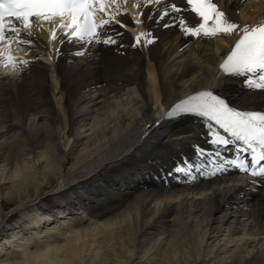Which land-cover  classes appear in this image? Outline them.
Masks as SVG:
<instances>
[{"label": "bare ground", "instance_id": "6f19581e", "mask_svg": "<svg viewBox=\"0 0 264 264\" xmlns=\"http://www.w3.org/2000/svg\"><path fill=\"white\" fill-rule=\"evenodd\" d=\"M144 4L120 0L130 15L117 18L150 31L148 45L116 24V44L50 41L45 23L31 46L0 50L20 69L0 63V264H264L263 181L228 166L233 146L212 145L208 121L164 116L201 89L264 110V89L219 67L239 30L185 36ZM219 6L241 26L264 22V0Z\"/></svg>", "mask_w": 264, "mask_h": 264}, {"label": "snow or ice", "instance_id": "6c2138e0", "mask_svg": "<svg viewBox=\"0 0 264 264\" xmlns=\"http://www.w3.org/2000/svg\"><path fill=\"white\" fill-rule=\"evenodd\" d=\"M123 3L126 5L127 0H123ZM153 4L157 6V23L169 18L171 26L177 27L185 36L212 38L218 34L231 35L239 30V38L219 67L228 75L250 77L249 87L264 89V22L241 26L231 19L226 9H221L219 0H185V8L175 2L145 0L144 6ZM134 7L139 8L140 4L136 3ZM182 11H190L193 19L190 21L180 15ZM125 14L120 10V0H0V50L10 49L14 43L31 46L34 43L33 26L38 31H44L45 23L50 25V41L57 40L59 34L61 42L116 44L117 40L108 34L107 29L112 24L126 28L127 25L117 18ZM139 15L143 16V12ZM153 18L150 13L148 19ZM134 23L141 24L143 21L134 18ZM164 26L170 25L165 23ZM132 39L134 47L142 40L145 45L154 42L150 31L136 33ZM84 54L77 52V55ZM0 55H3L2 51ZM0 63L13 71L20 70L16 58L11 54ZM20 63L27 64L28 61L22 60ZM185 114L208 121L212 145L225 150L229 145L233 146L234 158L226 161L228 166L264 181V111L238 110L221 96L205 90L176 102L167 110L166 117L171 119ZM203 151L197 154L202 155ZM215 155L219 157L220 152L217 151ZM194 167V164L186 162L185 167L176 171L190 173ZM217 170H224V162L217 166Z\"/></svg>", "mask_w": 264, "mask_h": 264}, {"label": "rangeland", "instance_id": "374dc122", "mask_svg": "<svg viewBox=\"0 0 264 264\" xmlns=\"http://www.w3.org/2000/svg\"><path fill=\"white\" fill-rule=\"evenodd\" d=\"M122 12H124V10H122ZM125 13H126V12H125ZM126 14H128V13H126ZM117 25L120 27L119 24H117ZM120 28H121V27H120ZM123 29H124V30H127V31H130L128 27L123 28ZM46 199H50V200H49V203H50V204L53 203L51 196H47ZM18 217H19V216H17L16 219H18ZM53 218H54V217H53ZM16 219H13L12 222H13V221L16 222ZM18 220H19V219H18ZM55 220H59V219H55ZM0 236L2 237V234H1ZM5 246H7V244H4V247H5ZM7 247H8V246H7Z\"/></svg>", "mask_w": 264, "mask_h": 264}]
</instances>
